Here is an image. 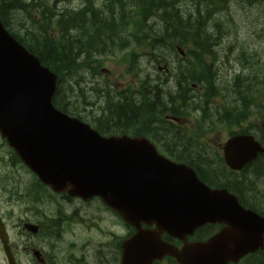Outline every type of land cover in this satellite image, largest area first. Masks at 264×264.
Returning a JSON list of instances; mask_svg holds the SVG:
<instances>
[{"label": "water", "instance_id": "1", "mask_svg": "<svg viewBox=\"0 0 264 264\" xmlns=\"http://www.w3.org/2000/svg\"><path fill=\"white\" fill-rule=\"evenodd\" d=\"M55 84L56 76L0 23V134L44 185L85 200L99 197L135 229L121 245L120 264H152L165 256L178 264H230L264 248V219L236 196L207 188L144 138L104 137L57 111ZM257 151L252 138H232L223 147L225 164L240 170ZM206 224L224 227L206 242L189 243ZM162 234L182 246L164 242Z\"/></svg>", "mask_w": 264, "mask_h": 264}, {"label": "trees", "instance_id": "2", "mask_svg": "<svg viewBox=\"0 0 264 264\" xmlns=\"http://www.w3.org/2000/svg\"><path fill=\"white\" fill-rule=\"evenodd\" d=\"M261 2L264 0H0V20L22 46L57 75L53 106L76 116L71 110L70 80L80 71L87 72L94 64L99 67V60L90 64L93 55L112 54L116 47L127 48L129 39L149 51L159 48L167 38L179 40L177 44L186 46L188 55L184 83H208V78L215 79L218 69L207 70L206 61H211L208 68L222 61L224 65L232 62L222 84L236 91L240 83L254 85L259 79L264 87V62L260 60L259 64L250 66L249 62L255 59L249 50L229 43V40L238 41L231 25L234 22L231 9L238 5L262 7ZM73 3L76 7H72ZM210 20L214 21L212 27ZM17 23L19 27L13 28ZM226 43L228 48L224 55L220 48ZM171 50L174 52V48ZM239 66L252 70H248L251 76L247 75L243 82V72L237 77L231 74ZM98 92L100 94V90ZM121 98L106 99V106L98 109L100 118L94 119L92 127L100 135L143 136L160 144L164 152L177 161L190 162L198 156L196 145L182 135L140 133L134 126L136 110ZM197 108L200 107L193 109ZM34 192L51 195L38 182ZM208 230L209 234L216 231L215 227ZM197 236L201 238V231ZM242 264H264V254L250 256Z\"/></svg>", "mask_w": 264, "mask_h": 264}, {"label": "flooded vegetation", "instance_id": "3", "mask_svg": "<svg viewBox=\"0 0 264 264\" xmlns=\"http://www.w3.org/2000/svg\"><path fill=\"white\" fill-rule=\"evenodd\" d=\"M182 61L181 58L177 59V62ZM219 64L221 68L225 66L222 61ZM157 70L165 74L168 73L165 67H157ZM105 73L109 74V72ZM136 78L134 76L133 80ZM161 80L162 77L157 76L154 79L155 83L150 85H143L135 80L132 93L126 87L131 94L133 107L137 113V119L134 122L136 129L146 135H182L186 140L196 145L199 151L196 158L187 162L196 171L198 178L211 188H226L233 185L237 193L233 194L237 197L239 204L244 209L251 210L264 218V133L261 131V129L264 130V120L259 122V119H256L261 114L264 118V112L261 111V108L258 114H253V106L250 96L247 94L248 89L243 85L236 91L233 88H220L216 92L219 99H217L215 107L211 108L209 101L212 91L208 94L209 90L205 93L204 88L200 85L186 89L181 84H177V87L169 90L165 87L168 84L162 83ZM165 80L167 79L165 78ZM107 85L109 86V83ZM167 89L166 98L162 100L160 96L163 90ZM157 94L159 100L156 101ZM142 96H146L145 101ZM177 100H180L181 103L178 104ZM184 100L190 103L199 100L203 104L200 112L213 122L211 124L206 122L202 126L201 135L225 133L228 137L227 140L236 137L235 135L252 138L258 145V151L254 153V158L245 163L240 170L233 171L225 166L222 149L224 144L218 145V152L215 149V153L211 156L208 155L207 150L200 149L201 146L193 141L187 132L190 120L185 118L188 103ZM211 101H215V99ZM157 113H162V115L157 117ZM256 132H259V135H253ZM161 149L165 151V149ZM7 159L11 160L6 151V156L2 161L6 162ZM11 165L13 166L12 160ZM24 198L27 201H24ZM24 203L26 204L24 205ZM87 203L88 201L64 195L31 197L29 201L26 196H11L6 200L2 199L0 195V264H9L5 242L10 247L15 264H22L19 259L20 251L28 256L33 264H120L121 245L126 237L120 238L115 234L107 233L105 242L94 243L93 233L100 236H105V233L100 231V224L97 223V220L85 208L79 207V204L85 206ZM1 209L5 211L2 212ZM16 211L19 212L17 221L10 224V221L16 216ZM28 224L38 226V232L30 233L27 228ZM70 225L76 226L78 231H74ZM121 225L125 227L123 222ZM209 227H215L216 231L209 234ZM223 227L218 224L201 227L198 230V232L201 231L199 241L208 240ZM13 228L24 239L20 248L14 247L11 243ZM132 234H129L128 237ZM108 237L111 239L108 240ZM33 238L38 239L37 245L31 242ZM167 241L172 242L169 239ZM259 254H264V250H259L250 256ZM165 260L166 258L153 264H164Z\"/></svg>", "mask_w": 264, "mask_h": 264}, {"label": "rangeland", "instance_id": "4", "mask_svg": "<svg viewBox=\"0 0 264 264\" xmlns=\"http://www.w3.org/2000/svg\"><path fill=\"white\" fill-rule=\"evenodd\" d=\"M261 4H263L261 9H258L257 7L243 8L239 5L231 9V16L234 18V22L231 25H233V31L238 35L239 40L236 43H232L231 40L229 42L231 45L238 49H245V51H247L246 49H248L252 51V54L255 53L260 58L264 57V2H261ZM72 7H76V3H73ZM209 25L214 26V21L210 20ZM12 27L18 28V23L13 25ZM142 51V47L139 46L138 43H134L129 48L128 52L124 51L121 54L116 51L113 55L100 57L98 61L99 66H101L100 69H106L107 71H109V74L107 75L103 73V75L100 73L99 69V72L96 73L99 74L98 79L101 81V83L109 81V85L117 87L116 91L124 89L126 87L130 91L133 90L135 81L133 80L134 71L132 70L130 57L132 53L140 54ZM143 65L146 68L145 73H149L154 79L158 76L154 73V70L146 64V62L143 63ZM96 67V64L92 65V69H96ZM226 71L227 70L225 69L224 78L228 75V72ZM231 74L232 77H237L236 73L232 72ZM144 77L145 75H140V79ZM69 83L70 86H72L71 104L76 113L83 117L89 124L93 122L92 118H100L98 112L99 102L105 101L107 97L99 94V83L93 78V76L85 71H80L73 79L70 80ZM69 83L67 85H69ZM165 87L171 90L176 86L175 84H173V82H170L168 86ZM168 89L163 90V93L160 96L162 97V100L166 98L165 95ZM62 98L65 100L64 96H62ZM116 100L117 99H115V101ZM259 103L264 104V102L262 101ZM83 105L85 106L86 110H84ZM259 109L260 108L256 105V108L254 109L255 114H258V112L260 111ZM185 117L191 118L188 114H186ZM256 119H259V122L264 120L262 114L261 116H257ZM198 137V144L201 146L200 149L203 148L207 150V153L210 156L215 153V149L217 150L218 145H221L227 139V135L225 133H215L213 135L204 136L200 135ZM6 151L7 149L0 141V195L2 199L7 200V198L11 196H24L26 187L34 182V178L31 173H29L27 170L22 169L20 166H12L10 159H7L6 162H3L2 159L6 156ZM24 201H27V199L24 198ZM25 204L26 203H24V205ZM79 207L85 208L86 211L91 216H93L94 219L97 220V223L100 224V231L105 233V236H100L93 233L92 237L94 243L105 242L107 233L115 234L120 238L127 236L128 230L126 229V227H123L121 225L122 222L120 221V219L117 216L109 214L100 201L91 200L85 206L79 204ZM1 211L4 212L5 210L1 209ZM18 214L19 212L16 211V216L10 221V224H14L17 221ZM70 227L73 228L74 231H78L76 226L70 225ZM107 239L110 240L111 237H108ZM23 241L24 239H22L17 231L13 228V233L11 236L12 245L14 247L18 246L20 248ZM31 242L37 245L38 239L33 238ZM20 253L21 254L19 255V259L22 264H33L28 256H26L21 251ZM166 262L167 263L164 262V264H172L167 260Z\"/></svg>", "mask_w": 264, "mask_h": 264}, {"label": "bare ground", "instance_id": "5", "mask_svg": "<svg viewBox=\"0 0 264 264\" xmlns=\"http://www.w3.org/2000/svg\"><path fill=\"white\" fill-rule=\"evenodd\" d=\"M209 26H211V25H209ZM212 27V26H211ZM258 80V79H257ZM243 104H244V101H243Z\"/></svg>", "mask_w": 264, "mask_h": 264}]
</instances>
